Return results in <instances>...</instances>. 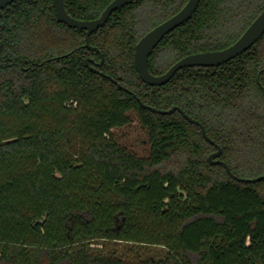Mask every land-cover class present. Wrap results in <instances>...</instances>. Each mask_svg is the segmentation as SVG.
Instances as JSON below:
<instances>
[{
  "label": "trees",
  "instance_id": "obj_1",
  "mask_svg": "<svg viewBox=\"0 0 264 264\" xmlns=\"http://www.w3.org/2000/svg\"><path fill=\"white\" fill-rule=\"evenodd\" d=\"M113 0H65L77 19ZM188 0H135L92 33L57 19L53 0L0 9V264H264V35L214 67H187L164 85L142 81L138 41ZM264 0H201L149 58L165 73L181 58L222 50ZM95 63H92L94 65ZM146 130L142 154L115 133ZM118 243L130 244L127 251Z\"/></svg>",
  "mask_w": 264,
  "mask_h": 264
},
{
  "label": "water",
  "instance_id": "obj_2",
  "mask_svg": "<svg viewBox=\"0 0 264 264\" xmlns=\"http://www.w3.org/2000/svg\"><path fill=\"white\" fill-rule=\"evenodd\" d=\"M14 1L15 0H0V9L5 8ZM134 1L135 0H113L98 18L92 20H82L71 16L66 10L65 0H53V3L57 19L60 22L67 24L71 28L86 30V46L89 49H95L99 51L97 47L92 46L90 44V36L92 35V33L98 30L100 27L104 26L114 11ZM200 1L201 0H188V2L179 12H177L164 22L160 23L159 25L148 31L138 41L135 47L134 63L142 81L149 85H164L169 82L179 70L183 68L199 66L214 67L222 65L243 54L251 46H253L260 39V37L264 35L263 10L257 16V18L250 24V26L245 30V32L239 37V39L229 47L222 50L198 52L187 55L178 60L176 63H174L165 73L160 75L153 74L149 68V58L151 53L153 52L155 47L165 38L166 35H168L177 27L181 26L193 15ZM100 54L102 57L100 63H95V60L93 58L87 57L85 60L87 66L90 67V69H92L93 71L100 72L102 75L112 79V81L116 83L120 88H124L129 91L137 99V101L143 108L149 109L159 114H171L175 111H179L184 115L187 120L199 125L204 137L216 147V151L212 152L208 157V161L211 164L222 165L232 178L240 182L257 183L264 180V175L248 178L240 177L234 174L229 164L219 158L222 154V148L220 147V145L209 137L204 125L199 120L189 116L181 107L173 106L170 109H159L157 107L146 104L135 92L125 88L117 79H114L113 77L101 72L98 69V65L103 64L104 55L103 53ZM92 63L95 64L92 65Z\"/></svg>",
  "mask_w": 264,
  "mask_h": 264
},
{
  "label": "rangeland",
  "instance_id": "obj_3",
  "mask_svg": "<svg viewBox=\"0 0 264 264\" xmlns=\"http://www.w3.org/2000/svg\"><path fill=\"white\" fill-rule=\"evenodd\" d=\"M131 117L132 123L124 128L116 129L115 133L123 143L143 154L148 147L147 143L144 142L147 140L146 130L142 127L135 112H132ZM116 246L127 251L130 244L118 243Z\"/></svg>",
  "mask_w": 264,
  "mask_h": 264
}]
</instances>
